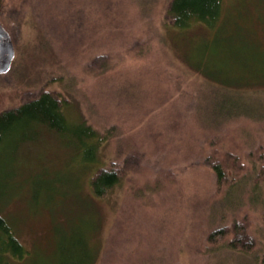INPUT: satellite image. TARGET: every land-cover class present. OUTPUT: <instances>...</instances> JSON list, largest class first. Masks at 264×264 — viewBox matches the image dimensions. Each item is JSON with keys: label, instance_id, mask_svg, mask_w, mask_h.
Masks as SVG:
<instances>
[{"label": "rangeland", "instance_id": "374dc122", "mask_svg": "<svg viewBox=\"0 0 264 264\" xmlns=\"http://www.w3.org/2000/svg\"><path fill=\"white\" fill-rule=\"evenodd\" d=\"M72 1L66 5L62 0H0V5L6 6L0 23L7 27L14 46L10 68L0 73V111L45 89L72 102L74 110L68 109L71 117L77 113L102 130L116 124L118 132H124L120 141L124 150L135 151L137 136L145 131L155 132L157 138L151 147L143 146L139 171L129 173L106 198L92 204L85 194L89 191L85 173L81 176L82 191L73 187L79 170L72 160L81 155L74 138L52 134L51 129L37 123L5 135L0 143V197L8 201L4 209L10 211L26 250L21 264H70L83 258V240L94 254L97 249L89 243L96 241L94 244L100 246L96 264H129L135 261L134 253L135 264H189L190 255L202 261L209 258L213 264H264V182H258L261 199L254 204L249 196L255 181L243 180L236 188L240 197L232 203L235 210L229 209L230 205L221 203L222 194H215L211 171L196 162L207 151L201 132L204 122L192 114L183 118L174 112L184 126L158 132L166 118L161 108L170 100L182 92L194 97L211 87L177 57L181 50L165 27L167 0H109L112 7L119 3L115 16L107 11L106 0ZM232 1L233 7L240 8L235 5L239 0ZM252 7L257 11L256 5ZM83 9L86 19L74 24L73 33L77 19L72 21L70 12L79 11L83 16ZM258 12L264 25V9ZM237 22L242 28L248 25L241 19ZM254 32V37L262 38L264 26H255ZM210 42H199L198 37L192 43L203 46ZM216 49L214 44L207 48L211 64ZM100 52L111 55L110 67L90 70L88 59ZM252 87L227 91L251 110L235 116L229 112L230 118L216 138L220 151L236 153L247 164L249 155L264 147V85ZM163 97V103L149 109ZM201 111L210 114L211 108L204 102ZM119 133L99 150L95 165L119 157L115 156ZM128 134L134 135V142ZM194 134L201 137L195 145L186 138ZM248 166L244 173L251 174L253 169ZM52 185L64 189L65 195L58 196ZM233 212L238 218L249 216L248 230L255 238L250 253H236L221 243L206 244V233L220 225L222 218L227 223ZM119 219L123 230L116 233L122 226L117 224ZM124 256L128 257L121 260Z\"/></svg>", "mask_w": 264, "mask_h": 264}, {"label": "trees", "instance_id": "16d2710c", "mask_svg": "<svg viewBox=\"0 0 264 264\" xmlns=\"http://www.w3.org/2000/svg\"><path fill=\"white\" fill-rule=\"evenodd\" d=\"M81 1L83 2L86 0ZM106 1L107 3L105 6H108L107 11L109 10L112 15L115 16L116 6L119 8V3L112 7L108 4L110 3L109 0ZM62 2L68 5L70 0H62ZM72 2L77 3L79 1L73 0ZM233 3L234 1L232 0L166 1L165 19L167 25L165 27L168 33L171 34V36H169L171 37L170 39H172L175 44L179 45L181 51L178 53L177 57L183 62V66L190 73L202 77L207 83L209 82L211 87L203 88L201 92L194 97L182 92L175 100H170L164 108H161V111L166 112L167 119L165 118V120L161 121L158 127V132H161L162 128L167 130L184 126L183 122H178L177 115H172L174 112H177V114L183 118L188 114H192L197 117L198 120L200 119L204 122L202 123L204 126L201 127V132L204 133L203 138L206 140V149L208 152L206 151V153L200 157L201 161L197 160L196 162L211 171L217 188L215 194L221 193V203L230 205L229 209L232 210L236 207L232 204L233 201L235 203L238 197H240V195L237 194L239 192H237L236 188L243 180H248V178H250L255 181L254 186H252V194L250 193L251 195L249 196L250 201L254 204H257L255 202L261 199L257 191L259 187L258 182L260 180L264 182L263 146L259 150H256V154L249 155L250 160L248 164L250 163V166H248L247 163L242 161L238 154L229 151H220L216 143V138L221 134L219 131L225 128V120L229 119L230 115L235 116L238 112H247L251 110L249 107L244 106L240 102V99H235L228 93L234 92L236 89L240 88L245 89L247 87L251 88V86L257 87L264 85V49L262 48V45H264V35H262V38L254 37V27L259 25L264 26L260 19V12H258L259 8L261 10L264 9V6H262L264 5V0H239L235 5L240 8L233 7ZM229 5L232 6L231 12H229ZM254 5L257 6L255 8L257 11H253L252 6ZM4 7L6 6L1 3L0 14L3 13ZM68 8V6L65 8V13H68ZM84 12L85 9L82 10L83 16H81V12L79 11L75 13L72 11L70 12L72 21H74L75 18L77 19L71 28L73 33L74 24H81L82 21H85L86 17ZM81 17H83V19H81ZM230 17L231 20L229 19ZM239 19L244 20L248 25L242 28L237 22ZM198 37L199 42L200 40L212 42L205 43L203 46L196 43L193 44V40ZM213 44L216 45L217 49L214 51V64H211L206 58V55L208 54L207 48L210 49ZM143 51L145 50H142L140 53ZM110 59L111 55L107 52L96 53L90 56L87 61V66L90 70L93 68L105 69L110 67ZM217 63H219L218 66ZM147 73L151 74L154 73V71L147 70ZM141 74H144L142 71L140 72V78L143 79ZM228 90L229 92H227ZM159 99L160 100L153 103L149 109L153 108L152 106L156 105L158 102V104L163 103L165 97H163L162 100L161 98ZM204 102L210 106V114L201 111ZM72 105V102L59 93L41 89L36 95L28 97L22 103L1 110L0 143L5 135H11L17 130H21L24 125L28 127V124L31 126L32 123L45 125L52 130V134H67L71 136L75 139L74 146L78 155L81 153L78 159L76 157L72 160L73 163L77 164L79 170V174L75 176V178L73 177V187L82 191L83 179L81 176L85 173V175L88 176L87 184L89 188V191L85 194L88 200L93 204V202L99 199L106 198L109 192L113 191L117 185L123 183L127 179L129 173L139 171L140 167H142V162L139 158H141V152L144 150L143 146H150L151 141L157 138V134L155 132L145 131L143 134L137 136L138 140L134 143V146L138 147H133L135 151H131L127 148L124 150L120 147L123 146L120 141L123 139L122 133L124 134V132L119 133L116 124L105 126L103 130L96 129L90 123L86 122L82 116L77 115V113L75 116L71 117L68 109L74 110ZM149 109L148 107H143L144 111ZM229 112L233 114L229 115ZM118 133L119 138L115 139V156L117 157V155H119L117 158L121 159L116 158L106 164L95 165L97 163L99 150L105 147V144L109 145V139L114 136L117 137ZM194 135L196 136L188 135L186 137L189 141L193 142V144L195 140L198 141L201 138L198 134ZM127 137L131 139V142L135 141L133 134H128ZM155 141L157 142V140ZM193 148L196 149V146H193ZM201 149L204 151L203 148H200V150ZM254 155L257 156V159H255ZM93 165L95 166L93 167ZM247 166L253 169L250 172L251 174L244 173ZM158 176L159 173L157 172L156 179ZM157 184L159 183L157 182ZM52 188L55 189L53 185ZM55 190L59 193L58 196L60 197L66 193L62 188H56ZM138 191L140 192V190ZM3 198L4 197L1 195L0 264H21L26 250L18 239L17 234L19 233V229L16 227V224L13 223L14 219L11 217L10 211L7 212L4 209L8 207V205H5V202L7 203L8 201ZM262 199V205H260L264 208V198ZM117 205L118 202L114 199L113 206L115 209ZM239 208L240 207L237 209ZM262 211L264 210L262 209ZM248 219L249 216L246 214H242L239 218L236 217V212H233L232 218L227 223H224V218H222L219 223L220 225L216 228L213 226V229L211 228L206 233V244L218 246L221 243L220 246H228L235 250L236 253H250L255 247V238H253V234L248 230L251 225ZM119 222L120 226L121 224L122 226L119 227L120 229L118 228L119 230H116V233L123 230V222L120 219L117 220V224H119ZM98 225L96 232H98ZM81 243L80 250L84 255L83 258H78L70 264H96L100 246L94 244L96 241L89 243L97 249L94 254L90 248L88 249L85 240L81 241ZM205 249L207 251L211 250L209 247ZM187 254L190 255L189 253ZM126 257L128 256H124L121 260ZM133 257L136 261L135 253ZM189 260H191L189 264H196V262H198V264H213V260L205 257L204 261H202L195 255H190ZM135 261L128 263L135 264L133 263ZM261 262L264 263V261ZM124 263L125 262L121 261V264ZM62 264H66V262ZM113 264L120 263L113 262Z\"/></svg>", "mask_w": 264, "mask_h": 264}, {"label": "water", "instance_id": "95a60500", "mask_svg": "<svg viewBox=\"0 0 264 264\" xmlns=\"http://www.w3.org/2000/svg\"><path fill=\"white\" fill-rule=\"evenodd\" d=\"M14 57V46L7 29L0 23V73L6 72Z\"/></svg>", "mask_w": 264, "mask_h": 264}]
</instances>
